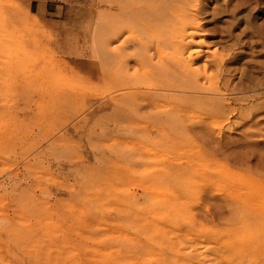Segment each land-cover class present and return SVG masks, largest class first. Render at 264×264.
Masks as SVG:
<instances>
[{"label":"rangeland","instance_id":"374dc122","mask_svg":"<svg viewBox=\"0 0 264 264\" xmlns=\"http://www.w3.org/2000/svg\"><path fill=\"white\" fill-rule=\"evenodd\" d=\"M50 2L76 55L0 0V264H264V0L195 1L194 90L146 25L172 0Z\"/></svg>","mask_w":264,"mask_h":264},{"label":"bare ground","instance_id":"6f19581e","mask_svg":"<svg viewBox=\"0 0 264 264\" xmlns=\"http://www.w3.org/2000/svg\"><path fill=\"white\" fill-rule=\"evenodd\" d=\"M195 1L196 0H193L192 3H190L187 0V1H184L183 4L181 5V4H177V1L172 0V2H169L168 4H166L164 6V9H165L164 11L166 12L165 15L163 14L164 13L163 12L162 16L161 15L159 17L154 16V18H151L149 20V22L146 23V25L152 29H163L164 28V30L167 32L166 35L164 36V41L167 42V45L170 49L168 55L171 58V60H173L174 62L177 63V65H178L177 68H179L178 70L180 72V76H178L175 80L171 81L170 83H171L172 87H177V88L181 87V85L183 84L182 87L188 88L186 90L196 89L197 88V82L199 79V74L197 72H195L196 70L193 71L191 69L192 65L195 64L196 62L200 61V58H201L199 50L193 48V46H195V44L193 43V40L196 36H198V33L200 31V24H199V21L197 20V14L201 11V6L196 4ZM253 1L255 3H257L258 0H253ZM225 6H226V3H225ZM141 7H142V5H141ZM176 9L179 10L177 15H175ZM149 10H152V7H150ZM156 12H158V11H156ZM175 16H178V17L175 19L174 18ZM105 27H106V25H105ZM197 44H201V43L198 42ZM193 55H195V56L193 57ZM211 58H212L211 60L216 59V57H214V56H212ZM218 61L220 64L221 60H218ZM208 63L205 66H203V71H205L208 68V66L210 65ZM157 68H159V67H157ZM162 72H166V71H162ZM170 83H168V84H170Z\"/></svg>","mask_w":264,"mask_h":264},{"label":"crops","instance_id":"0c3cea01","mask_svg":"<svg viewBox=\"0 0 264 264\" xmlns=\"http://www.w3.org/2000/svg\"><path fill=\"white\" fill-rule=\"evenodd\" d=\"M25 7V15L32 20L35 37L42 38V34H47V28H66L65 36L69 37V44L62 43L60 40L54 42L58 36L49 33L51 40L49 46L51 49H68V52L76 55L79 50V43L83 35L81 28V14L76 8L67 7L60 3H52L54 0H17ZM43 28H45L43 30ZM46 30V31H45ZM48 35V34H47ZM61 36V35H60ZM46 37V36H45ZM42 42V41H40Z\"/></svg>","mask_w":264,"mask_h":264}]
</instances>
